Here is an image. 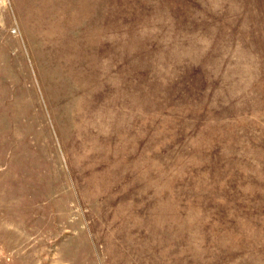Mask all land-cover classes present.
I'll use <instances>...</instances> for the list:
<instances>
[{"label": "rangeland", "instance_id": "rangeland-1", "mask_svg": "<svg viewBox=\"0 0 264 264\" xmlns=\"http://www.w3.org/2000/svg\"><path fill=\"white\" fill-rule=\"evenodd\" d=\"M0 264H264V0H0Z\"/></svg>", "mask_w": 264, "mask_h": 264}, {"label": "built area", "instance_id": "built-area-1", "mask_svg": "<svg viewBox=\"0 0 264 264\" xmlns=\"http://www.w3.org/2000/svg\"><path fill=\"white\" fill-rule=\"evenodd\" d=\"M12 32H15V28L12 29Z\"/></svg>", "mask_w": 264, "mask_h": 264}]
</instances>
